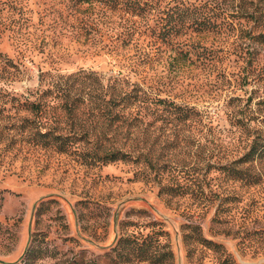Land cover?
<instances>
[{
    "label": "rangeland",
    "instance_id": "obj_1",
    "mask_svg": "<svg viewBox=\"0 0 264 264\" xmlns=\"http://www.w3.org/2000/svg\"><path fill=\"white\" fill-rule=\"evenodd\" d=\"M53 8L56 1L0 0V52L6 59L0 60V92L25 96L38 87L40 71L83 69L105 78L123 75L194 109L196 123L170 130L158 124L140 139L145 154L154 151L164 184L177 178L186 187L166 195L156 182L131 180V164L88 168L66 155L32 149L6 136L8 121H0V264H264V238L241 239L264 228V160L253 162L249 173L262 178L253 187L213 170L238 159L246 144L229 122L232 107L244 109L237 118L247 121L264 98V45L253 37L264 29L232 17L221 28L208 25L209 17L219 23L222 15L202 10L188 19L176 48L149 44L140 35L122 43L117 35L133 24L89 7L80 15L87 31L70 41L72 22L59 21L70 38L53 46L45 26L53 17L43 11ZM22 14L31 18L27 27L15 24ZM133 21L143 31L158 18ZM6 115L10 120L26 113ZM148 174L152 178L153 170ZM229 194L225 212L215 215Z\"/></svg>",
    "mask_w": 264,
    "mask_h": 264
},
{
    "label": "trees",
    "instance_id": "obj_2",
    "mask_svg": "<svg viewBox=\"0 0 264 264\" xmlns=\"http://www.w3.org/2000/svg\"><path fill=\"white\" fill-rule=\"evenodd\" d=\"M53 1H56L58 8H53L52 12L43 10L48 12V17H53L45 24L50 25L52 36L49 39L53 46L61 44L62 39L70 38L61 31L59 21H71L74 25H69L72 35L75 34L70 41L87 31V25L80 15L89 7L103 13H118L133 24L126 35H117L115 40L122 43H131L135 35H140L150 39L149 44L176 48L179 46L175 45L176 38L188 26V19L202 10L222 15L219 23L209 17L206 20L208 25L215 22L214 25L218 24L221 28L225 21L227 25L232 24L229 20L232 17L238 23L257 24L264 29V0H259L255 5L249 0H50L51 3ZM46 16L39 15V25H44ZM150 17H156L158 21L155 26L147 24L143 31L133 21ZM29 21L31 18H25L22 14L15 24L22 23L20 26L27 27ZM253 37L264 45L263 32ZM176 51L178 53L179 50ZM0 60H6L1 52ZM6 63L17 67L9 60ZM39 73L38 87L28 91L25 96L0 92V121L9 123L4 121L6 136L18 138L19 142L32 149L66 155L88 168L104 167L120 161L128 163L135 167L131 178L134 182H156L159 192L166 195L177 196L184 192L186 184L183 180L172 178L164 184L158 173L154 151L145 154L140 139L144 133L155 131L158 124L166 130L187 122L194 124L199 119L197 111L160 98L140 82L131 83L123 75L105 78L97 72L83 69L68 74L58 70ZM255 105L257 114H250L247 121L244 120L245 115L237 118L243 115L244 109L237 112L232 107L231 113L235 115L230 114L229 122L237 130L238 139L242 141L245 138L246 144L238 159L213 167V170L224 171L228 181L241 182L248 187L257 186L262 181L258 174L251 175L249 172L254 160H264V98ZM12 110L18 115H26L10 116V120H7L6 114ZM233 164L243 165V168L237 170ZM148 170H153L152 178ZM199 183L202 181L199 180ZM231 198V194L223 197L215 208V215L224 210L222 207ZM256 235L264 238V228L251 230L241 239L245 243L249 237ZM204 240L208 245H216ZM154 262L159 264L158 261Z\"/></svg>",
    "mask_w": 264,
    "mask_h": 264
}]
</instances>
